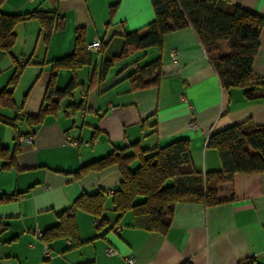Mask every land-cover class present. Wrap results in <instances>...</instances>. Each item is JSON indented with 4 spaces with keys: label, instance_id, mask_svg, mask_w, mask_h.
Returning a JSON list of instances; mask_svg holds the SVG:
<instances>
[{
    "label": "crops",
    "instance_id": "crops-1",
    "mask_svg": "<svg viewBox=\"0 0 264 264\" xmlns=\"http://www.w3.org/2000/svg\"><path fill=\"white\" fill-rule=\"evenodd\" d=\"M234 4L264 16V0H233ZM117 3L109 22L111 5ZM56 10L64 16L62 28H53L45 44L36 19L17 24L11 49L0 50V92L12 87L14 109L0 106V114L25 119L44 104L49 82L64 89L71 79V97L47 112L32 129V141L19 138L15 166L2 168L0 159V264H236L254 257L264 264V173H237L231 182L218 185V196L230 199L214 206L197 202L177 205L165 234L133 227L130 212L118 222L111 203L118 189L116 165L75 177L80 166L117 148L125 154L132 144L152 149L178 138L190 141L195 169L206 172L221 167L217 152L206 145L210 133L249 120L264 124V97L249 100L243 90L225 91L205 49L190 26L167 33L160 52L162 76L156 85L130 89L129 75L137 65L155 59L159 50L139 52L138 64L118 62L98 81L99 64L117 55L122 34L139 30L153 19L149 0H4L1 10L25 13ZM86 29V48L92 62L71 71L53 67L52 61L71 54L77 28ZM95 37L104 48H89ZM253 61V76L264 84V25ZM175 51L177 58L171 57ZM17 65L23 69L13 82ZM93 77L91 87L88 79ZM13 85V86H12ZM82 103L80 107L71 102ZM153 121L156 125H153ZM194 122L196 127L189 124ZM0 122V143L11 150L13 130ZM9 126V125H8ZM69 141H75L74 146ZM105 192V225L82 210L75 219L79 244L66 238L44 244L37 232L57 222L54 211L66 208L82 192ZM47 246L50 256L43 254ZM114 248L117 254L108 255ZM132 257V262L127 258Z\"/></svg>",
    "mask_w": 264,
    "mask_h": 264
},
{
    "label": "trees",
    "instance_id": "trees-1",
    "mask_svg": "<svg viewBox=\"0 0 264 264\" xmlns=\"http://www.w3.org/2000/svg\"><path fill=\"white\" fill-rule=\"evenodd\" d=\"M0 0V50L8 52L14 45L17 24L30 19L38 20L42 40L49 41L53 28L64 26V16L56 10L35 9L25 13H6L1 10ZM153 9V19L139 30L122 34L121 51L99 64L98 81L104 80L118 62L136 63L132 58L139 52L150 48L159 50L152 61L137 65L129 75L130 89H143L156 85L162 76L161 50L167 33L190 26L206 51L219 82L225 91L233 87L243 90L245 98L252 100L264 97V84L253 76V61L259 47V30L264 25V16L234 4L233 0H149ZM117 3L111 5L109 22L114 15ZM86 29L77 28L74 36V48L64 58L53 60V67H67L71 71L87 66L92 62V54L86 48ZM100 41V40H99ZM100 51L104 43H100ZM23 66L17 65L13 73L14 83ZM93 77L88 79L91 87ZM71 79L64 89L49 82L44 104L35 115L25 121L31 132H20L16 117L0 114V122L14 129L11 150L0 143L2 168L15 166L14 155L20 151L18 139L32 136V129L43 121L47 112L55 111L62 98L71 97L75 87ZM13 86V85H12ZM70 106L80 107L82 103L71 102ZM0 106L14 109L12 87L0 92ZM153 125L156 122L153 121ZM206 145L215 149L221 167L201 172L193 166L190 141L178 138L152 149L140 147L135 142L132 151L125 154L124 148H117L104 157L80 166L73 172L81 177L91 170H101L116 165L120 173L119 187L111 195L113 209L118 213L116 222L127 212L133 218V227L165 234L171 226L175 208L180 203L197 202L205 206H214L230 199L218 196V185L231 182L237 173H264V124H255L249 120L233 124L222 130L210 133ZM136 162V163H134ZM134 166V167H133ZM172 180L171 184H167ZM8 197H0L7 201ZM105 192H82L66 208L54 211L56 224L41 232L44 244L59 238L69 239L71 246L79 244L76 213L82 210L91 214L101 225L107 223L103 218ZM99 226V225H98ZM183 264H189L188 262ZM236 264H257L254 257H247Z\"/></svg>",
    "mask_w": 264,
    "mask_h": 264
},
{
    "label": "built area",
    "instance_id": "built-area-1",
    "mask_svg": "<svg viewBox=\"0 0 264 264\" xmlns=\"http://www.w3.org/2000/svg\"><path fill=\"white\" fill-rule=\"evenodd\" d=\"M88 47L89 48H99L100 47V41H99L98 37H95L94 40L92 41V43L88 45ZM171 57H173V59L177 58V54H176L175 51L171 52ZM189 126L191 128H194V127H196V124L194 122H191L189 124ZM21 138H23L27 142H31L32 141V136H21ZM68 144L71 145V146H74L76 144V142L75 141H69ZM99 224H100V222L98 220H96L95 221V225L98 226ZM38 230H37V232L40 235L41 232L38 231ZM43 254H44L45 257H49L50 256V251H49L47 246L44 247ZM107 254L108 255H114V254H117V252H116V250L114 248L110 247V248L107 249ZM132 260H133L132 257L127 258V262H129V263H131Z\"/></svg>",
    "mask_w": 264,
    "mask_h": 264
},
{
    "label": "rangeland",
    "instance_id": "rangeland-1",
    "mask_svg": "<svg viewBox=\"0 0 264 264\" xmlns=\"http://www.w3.org/2000/svg\"><path fill=\"white\" fill-rule=\"evenodd\" d=\"M6 127H8V128H6ZM4 128H6L8 131L10 130H13V132H14V129L11 127V126H8V125H4ZM18 128H22V129H24V124L23 123H21V122H19V125H18ZM134 163H136V162H134ZM134 167V166H133ZM172 183V180H169L168 182H167V184H171Z\"/></svg>",
    "mask_w": 264,
    "mask_h": 264
}]
</instances>
